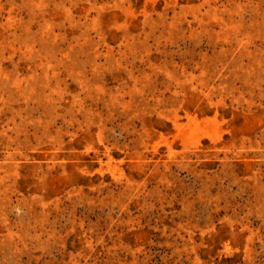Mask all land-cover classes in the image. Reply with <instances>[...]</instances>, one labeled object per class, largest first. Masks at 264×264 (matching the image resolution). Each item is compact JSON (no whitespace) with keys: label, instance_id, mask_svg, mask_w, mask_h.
<instances>
[{"label":"rangeland","instance_id":"374dc122","mask_svg":"<svg viewBox=\"0 0 264 264\" xmlns=\"http://www.w3.org/2000/svg\"><path fill=\"white\" fill-rule=\"evenodd\" d=\"M0 264H264V0H0Z\"/></svg>","mask_w":264,"mask_h":264}]
</instances>
